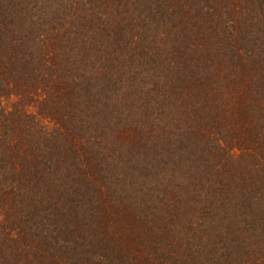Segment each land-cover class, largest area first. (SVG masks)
Segmentation results:
<instances>
[{
	"label": "trees",
	"instance_id": "1",
	"mask_svg": "<svg viewBox=\"0 0 264 264\" xmlns=\"http://www.w3.org/2000/svg\"><path fill=\"white\" fill-rule=\"evenodd\" d=\"M0 264H264V0H0Z\"/></svg>",
	"mask_w": 264,
	"mask_h": 264
}]
</instances>
